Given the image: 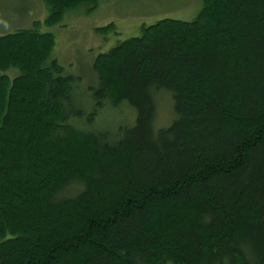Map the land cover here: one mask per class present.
<instances>
[{"label": "trees", "instance_id": "trees-1", "mask_svg": "<svg viewBox=\"0 0 264 264\" xmlns=\"http://www.w3.org/2000/svg\"><path fill=\"white\" fill-rule=\"evenodd\" d=\"M41 1L52 26L100 0ZM40 27L0 35V264H264V0H202L99 53L89 113ZM122 102L132 124L91 127Z\"/></svg>", "mask_w": 264, "mask_h": 264}, {"label": "rangeland", "instance_id": "rangeland-1", "mask_svg": "<svg viewBox=\"0 0 264 264\" xmlns=\"http://www.w3.org/2000/svg\"><path fill=\"white\" fill-rule=\"evenodd\" d=\"M201 6L202 0H100L95 8L82 5L68 10L57 24L47 26L44 20L48 10L41 0H0V35L31 27L34 20H40V30L54 35L51 58L58 61L65 74L76 77L73 95L83 107L81 98L86 102L89 88L97 82L91 66L99 53L108 51L118 41L139 36L143 26L160 19L190 21ZM110 23L112 30L97 33L96 28ZM85 111L89 113L90 108ZM171 118V98L162 93L157 100L154 127L167 126ZM134 119L135 111L126 102L117 107L106 104L97 112L91 127L114 130L119 124H132Z\"/></svg>", "mask_w": 264, "mask_h": 264}]
</instances>
